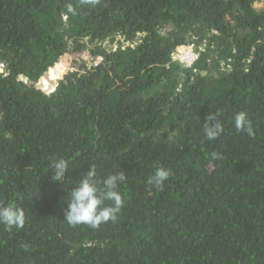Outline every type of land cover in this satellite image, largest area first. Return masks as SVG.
Segmentation results:
<instances>
[{
    "label": "trees",
    "instance_id": "16d2710c",
    "mask_svg": "<svg viewBox=\"0 0 264 264\" xmlns=\"http://www.w3.org/2000/svg\"><path fill=\"white\" fill-rule=\"evenodd\" d=\"M256 1L0 0V205L27 218L0 224V264H264ZM180 46L198 53L192 67L172 59ZM87 55L102 61L88 68ZM61 59L46 76L55 92L36 88ZM239 112L254 136L236 131ZM210 113L224 129L212 141ZM93 165L101 181L126 173L124 206L115 223L72 227L71 188ZM158 167L171 172L162 189L147 183Z\"/></svg>",
    "mask_w": 264,
    "mask_h": 264
},
{
    "label": "clouds",
    "instance_id": "9594fccd",
    "mask_svg": "<svg viewBox=\"0 0 264 264\" xmlns=\"http://www.w3.org/2000/svg\"><path fill=\"white\" fill-rule=\"evenodd\" d=\"M90 2L95 3V0H90ZM257 43H260V41H257ZM198 56V53L194 51L193 47L180 46L172 54V59L178 61L182 66L187 68L193 66ZM100 58L102 61V57ZM62 60L63 59L43 74L42 78L35 84L36 88L40 85L42 88L39 90L48 95L55 92L54 87L48 85L46 76L50 74L52 70L56 71L57 66L62 64ZM99 63L94 66H97ZM4 68V64L0 63L1 72L4 71ZM68 70L72 69H67L66 71ZM75 70L78 72L81 71L82 66ZM21 80L25 83H29L27 78L21 77ZM58 81L59 80L56 82ZM30 85H32V83H30ZM234 127L237 132H246L249 136L255 135L252 122L244 112H239L235 115ZM203 131L206 139L209 141L215 140L221 136L224 129L223 125L218 120L217 114L210 113L207 116L206 121L203 123ZM69 166L70 162L63 158L52 160L50 163L52 179L62 182L69 173ZM170 175L171 172L169 169L158 167L154 174L148 179L147 183L157 189H162ZM126 179V173L121 171L110 174L101 181L97 179L96 167L94 165L89 167L75 183L76 187L71 188L70 199L67 200V210L65 211L64 221L72 227L87 225L92 229L99 228L101 224L117 222L118 214L124 206V199L119 191V185L126 181ZM109 201L111 203H106ZM26 220L25 212L15 202L0 205V224L4 225L8 230L23 229L26 225Z\"/></svg>",
    "mask_w": 264,
    "mask_h": 264
},
{
    "label": "rangeland",
    "instance_id": "374dc122",
    "mask_svg": "<svg viewBox=\"0 0 264 264\" xmlns=\"http://www.w3.org/2000/svg\"><path fill=\"white\" fill-rule=\"evenodd\" d=\"M254 7L256 9H262L264 7V0H259V1H256L254 3ZM109 42L106 43V45H109L108 44ZM70 54H67L66 57H68ZM78 56V55H77ZM82 57V56H81ZM101 61V58L100 57H96V58H92L90 56L87 55V64L86 66L87 67H90V66H94L95 64L99 63ZM72 66V65H71ZM56 68V66H55Z\"/></svg>",
    "mask_w": 264,
    "mask_h": 264
},
{
    "label": "water",
    "instance_id": "95a60500",
    "mask_svg": "<svg viewBox=\"0 0 264 264\" xmlns=\"http://www.w3.org/2000/svg\"><path fill=\"white\" fill-rule=\"evenodd\" d=\"M0 72H1V70H0ZM37 88H38V89H41L42 87H41L40 85H38Z\"/></svg>",
    "mask_w": 264,
    "mask_h": 264
}]
</instances>
